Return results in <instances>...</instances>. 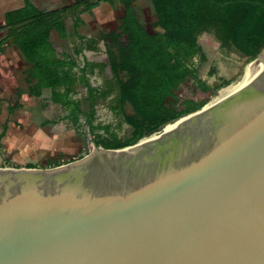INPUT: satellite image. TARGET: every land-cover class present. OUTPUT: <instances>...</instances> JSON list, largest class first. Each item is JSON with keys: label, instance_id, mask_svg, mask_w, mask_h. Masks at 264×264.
<instances>
[{"label": "water", "instance_id": "obj_1", "mask_svg": "<svg viewBox=\"0 0 264 264\" xmlns=\"http://www.w3.org/2000/svg\"><path fill=\"white\" fill-rule=\"evenodd\" d=\"M251 61L248 82L174 128L0 167V264H264V52Z\"/></svg>", "mask_w": 264, "mask_h": 264}, {"label": "trees", "instance_id": "obj_2", "mask_svg": "<svg viewBox=\"0 0 264 264\" xmlns=\"http://www.w3.org/2000/svg\"><path fill=\"white\" fill-rule=\"evenodd\" d=\"M101 1L121 3L116 29L91 37L79 35V14L90 12ZM133 2L74 0L60 9L44 11L31 0H23L22 6L5 12L0 24V30L5 31L0 37V52L4 46L14 45L27 64L26 92L39 98L43 89H49L50 101L65 107L68 111L65 118L72 124L84 118L96 147L133 144L161 125L201 109L209 101L212 88L187 64L201 53L197 42L201 28L217 27L222 40H228L250 59L264 52V0H150L155 14L151 26L138 20ZM68 15L73 16L71 35L79 40L74 52L96 51L98 41L102 40L105 59L84 58L83 65L78 66L72 47L67 51L51 40L52 31L62 40L70 36L65 24ZM113 46L117 47L116 53ZM94 73L100 75V85L90 84L89 76ZM78 83L86 87L87 110L81 108L79 100L71 98ZM109 96L111 110L123 116L132 128L125 140L116 137L109 124L93 123L96 101ZM125 103L130 104L133 116H124ZM3 135L4 130L0 139Z\"/></svg>", "mask_w": 264, "mask_h": 264}, {"label": "rangeland", "instance_id": "obj_3", "mask_svg": "<svg viewBox=\"0 0 264 264\" xmlns=\"http://www.w3.org/2000/svg\"><path fill=\"white\" fill-rule=\"evenodd\" d=\"M120 8L115 21H118V16L122 11ZM135 11L140 22L147 26L154 23L155 14L149 0H135ZM68 16L70 19L66 24V29L70 34L68 39L71 45L65 39H60L54 31L51 32V40L67 51H71L72 47V56L80 66L83 52H74L73 48L77 46L78 39L75 35H71L73 16ZM156 29L161 31L159 27ZM4 33L5 31L0 30V37ZM221 35L215 26L201 28L197 33L201 53L187 62L196 70L198 78L212 88L211 97L218 88L238 78L244 65L252 60L228 40H222ZM100 48L98 47L88 57L91 60L105 59L104 44ZM112 49L115 53L117 52L116 46ZM27 72V64L18 49L14 45L4 46L0 52V132L4 130V135L0 139V167L26 168L27 164H32L33 168H52L56 165L67 164L73 159L78 160L91 153L95 146L91 141L84 118L81 117L77 124H72L65 118L68 112L65 107L50 101L49 89H43L39 98L27 93ZM121 75L124 76V73ZM101 81L97 73L89 76V82L93 86L100 85ZM86 95V87L78 83L74 86L71 98L79 100L81 108L87 110ZM110 101L111 96L99 98L96 101L93 123L109 124L110 131L119 139L125 140L130 136L132 128L123 116L114 114L110 108ZM12 106L14 108L10 112L9 109ZM203 107L161 125L143 138L159 134L164 127L181 120L174 124L178 125L184 121L183 119L199 113ZM123 111L124 116L134 115L128 103L124 104ZM4 125L5 128H3ZM99 132L103 131L99 130Z\"/></svg>", "mask_w": 264, "mask_h": 264}, {"label": "crops", "instance_id": "obj_4", "mask_svg": "<svg viewBox=\"0 0 264 264\" xmlns=\"http://www.w3.org/2000/svg\"><path fill=\"white\" fill-rule=\"evenodd\" d=\"M31 1L39 9H42L44 11H49V10H54V9H60L62 7L70 5L73 3L74 0H31ZM22 5H23V0H0V24H2V22L4 21V14L6 11L15 9ZM133 5L135 9V0L133 2ZM119 8L120 10L122 9V5L119 1H114L113 3H109L107 1H101L90 12L85 11V12L80 13L79 18L81 20V23L79 27L77 28V33L85 37H91V36H97L99 33L115 30L117 27V21H115V18H116V15L118 14ZM120 12L122 13V11ZM121 13L119 14V16L121 15ZM69 19H70L69 16L65 18V24L68 23ZM111 25L113 26L111 27ZM105 28H107L106 31L104 30ZM65 40L69 45H71V43H69L68 38ZM77 41L79 42V40ZM102 44H103V41L99 40L97 46L100 48ZM100 49H103V48H100ZM94 52L95 51L93 50H83V55H82L83 57L81 59L80 66L83 65L84 58L91 60L89 58L90 57L89 55ZM99 60H102V59H99ZM94 61H97V60H94Z\"/></svg>", "mask_w": 264, "mask_h": 264}, {"label": "bare ground", "instance_id": "obj_5", "mask_svg": "<svg viewBox=\"0 0 264 264\" xmlns=\"http://www.w3.org/2000/svg\"><path fill=\"white\" fill-rule=\"evenodd\" d=\"M258 71H259V65H256L254 61L247 62L243 67V71H242L241 75L238 78L229 82V84H227L226 86L218 88L213 93V96L210 97L211 100L209 102H207L206 105H204L205 107L202 110L208 108L209 106L215 104L216 102L220 101L221 99L225 98L226 96H228L232 92L239 89L246 82H248L254 76V74H256ZM183 120H185V119H183ZM180 121H178V122H180ZM174 124L168 126L166 129H171V128L176 127L177 125H174Z\"/></svg>", "mask_w": 264, "mask_h": 264}]
</instances>
